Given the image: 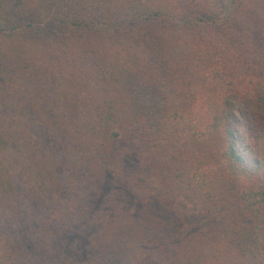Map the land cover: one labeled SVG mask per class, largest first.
<instances>
[{"label":"trees","instance_id":"1","mask_svg":"<svg viewBox=\"0 0 264 264\" xmlns=\"http://www.w3.org/2000/svg\"><path fill=\"white\" fill-rule=\"evenodd\" d=\"M243 101L264 0H0V264H264Z\"/></svg>","mask_w":264,"mask_h":264},{"label":"rangeland","instance_id":"2","mask_svg":"<svg viewBox=\"0 0 264 264\" xmlns=\"http://www.w3.org/2000/svg\"><path fill=\"white\" fill-rule=\"evenodd\" d=\"M253 101H243L240 104L236 106L237 110V118H238V129H237V135H244L242 137V141H244V138L252 132H256L259 130V128L262 126L263 118L262 115H260V111L256 109L254 106ZM132 163H129L126 165L124 170V175L126 177L127 183L131 184L133 192L135 194L141 193V188H143L142 183H138V187L134 183H132L134 180L137 179L139 175H143L142 172V164L141 161L138 158H131ZM141 178V177H140ZM182 211L185 212V214H194V210L191 207V204H187L185 207L182 208Z\"/></svg>","mask_w":264,"mask_h":264}]
</instances>
